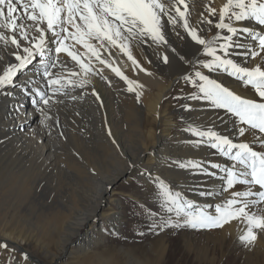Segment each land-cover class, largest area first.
<instances>
[{"label": "bare ground", "instance_id": "6f19581e", "mask_svg": "<svg viewBox=\"0 0 264 264\" xmlns=\"http://www.w3.org/2000/svg\"><path fill=\"white\" fill-rule=\"evenodd\" d=\"M174 2L178 3V0ZM184 2L186 10L183 4L178 6L186 11L189 24L199 29L209 27L202 25V14L203 18L213 19L208 9L216 8L217 16L214 19L218 21L219 10L227 0ZM248 23L238 22L234 26L240 27ZM166 30V38L171 47L132 46L131 54L139 67L133 65L118 48L110 49L111 55L103 53V57L113 67L137 85L134 92L128 91L127 83L110 67L93 59L90 67L99 74L90 76V82L83 88H72L66 96L57 94L53 99V107L46 110L49 119L45 118V113L37 109L32 103V97L21 88H16L13 95L0 94V210L5 208L27 218L36 226L35 229L39 228V224L48 222L58 232L55 240L58 251L60 248L64 250L63 247L71 243L72 237L82 235V226L90 222V230L82 235L77 246L81 253L80 264L91 259L89 257H92L95 249L107 239L109 231L104 224L101 227L98 225L100 218L104 223L107 222L110 231L120 230L121 222H116L122 221V213L114 209L108 211L106 195L111 185L126 171L133 169V165L151 173V177L146 174L145 183L148 191L156 198L154 202L158 203L152 179L154 177H160L176 190L183 191L188 198L199 202H210L213 198L200 197L198 191L220 186L215 177L180 169L172 164L174 160L188 159L222 162L223 158L214 155V150L204 146L197 149L188 143L195 138L184 129L189 124L204 127L212 124L217 131L229 135L232 134V124L223 110L212 109L204 102L188 100L186 97L194 90L184 96L180 92L176 93L186 89L187 85L181 81L187 74L185 69L188 65L180 59L174 64L172 57H178L179 54L196 59L194 54L199 46H194V42L190 41L179 24L175 30L172 25H166ZM0 31L11 35L6 29ZM216 32L212 27L211 31H205L201 35L210 39ZM76 47L80 52L84 51L81 46ZM172 48H175V52ZM15 51L14 46H5L0 42V75L11 62H15ZM165 55L169 58L168 63L163 60ZM200 55H203L202 50ZM59 58L65 62V67L61 68L58 63L52 69L54 73L59 71L67 76L68 71L79 72V67L66 53L59 54ZM232 58L243 64L242 56L234 55ZM84 62L89 63L87 59ZM257 62L258 58L247 66L253 67ZM35 67L39 68V65L36 64ZM204 71L209 74L207 70ZM209 75L218 77L219 82L237 94L259 100L251 86H245L223 72ZM30 76L31 72L25 73L17 82L27 81L29 87L41 82L39 75L28 79ZM56 99L62 102L55 103ZM170 100L177 104L176 109L169 104ZM185 104L191 106V111L182 107ZM221 118H224L223 121ZM85 134H90L96 142L97 157L83 147L81 141L86 137ZM232 138L236 142L245 139L235 135ZM247 140L251 141L252 137L247 136ZM252 146L254 150H261L259 144ZM146 155L148 160L145 162ZM50 192H53V199L47 200L45 196ZM113 200L116 204L123 202L118 197ZM151 209L157 210L153 206ZM7 224L1 222L0 227V244L8 245L7 249L0 247V264H10L7 262L9 259L13 261L11 264H58L57 261L63 259L47 245L44 256L48 262L45 263L26 247L30 237L20 229L6 227ZM148 229L147 227L146 230ZM245 229L246 225L237 220L211 230L186 227L169 233L166 229L155 234L160 238V243H152L141 257L145 258L146 264H159V261H155V254L159 259L169 257L175 264H186L185 258L192 260L193 257L200 263V260H205L208 264L223 262L224 258L233 263L246 259L250 264H264V231L254 230L257 239L252 245L246 246L238 240ZM128 234L124 231L116 239L118 242H112V246L118 247V243L124 241L121 248L130 253L132 263L143 264L136 255L151 238L146 231L142 237L139 236L140 233L134 236ZM24 254L27 255V260L24 259ZM62 254L67 253L64 251ZM109 260V264H119V261H114L113 256ZM131 261L128 263L132 264Z\"/></svg>", "mask_w": 264, "mask_h": 264}, {"label": "snow or ice", "instance_id": "6c2138e0", "mask_svg": "<svg viewBox=\"0 0 264 264\" xmlns=\"http://www.w3.org/2000/svg\"><path fill=\"white\" fill-rule=\"evenodd\" d=\"M178 4L187 9L184 0L178 3L174 0H0V29L11 33L6 35L0 31V42L16 50L15 62L0 75V94L13 95L16 88H21L49 119L46 110L53 107L57 94L66 96L72 88H83L90 82V76L99 74L90 67L93 59L110 67L127 83L128 91L134 92L137 85L113 67L103 53L111 55L110 49L118 48L139 67L131 54L132 46L171 47L166 38V25H172L175 30L179 24L194 46H199L194 54L196 59L177 54L180 61L188 65L187 74L182 78L194 89L186 98L223 110L231 121L232 134H223L212 124L206 127L189 124L184 129L195 138L188 143L197 149L204 146L214 150L213 154L223 161L188 159L174 160L172 164L215 177L220 186L198 191L200 197L213 198L210 202H199L160 177L152 178L159 209L147 213L151 221L149 230L157 234L186 227L211 230L237 220L246 225L238 240L250 246L257 239L254 230L264 231V207H261L264 206V0H227L219 10L218 21L214 19L217 9L209 8L213 19L203 18L202 14V25L209 27L199 29L189 24L186 11ZM238 22L249 23L234 26ZM212 27L217 30L216 34L205 39L201 33L211 31ZM77 45L84 51L80 52ZM235 49L242 51L235 52ZM201 50L203 55H200ZM172 51L175 52V48ZM61 53L75 62L79 72L68 71L65 76L52 71L58 63L61 68L65 67V62L59 58ZM234 55L242 56L243 64L233 59ZM257 58L255 66H247ZM85 59L89 63H85ZM168 59L167 55L163 57L165 63ZM204 70L209 74L223 72L251 86L259 100L237 94ZM28 72L32 73L28 79L39 75L41 82L31 87L27 81L18 83L19 77ZM60 102L55 100V103ZM182 107L191 111L190 105ZM232 135L245 139L236 142ZM247 136L252 140L248 141ZM253 144H259L261 150H254ZM145 174L151 177V173H141ZM0 247L7 249L8 245L2 243ZM24 259L27 260L26 254Z\"/></svg>", "mask_w": 264, "mask_h": 264}, {"label": "rangeland", "instance_id": "374dc122", "mask_svg": "<svg viewBox=\"0 0 264 264\" xmlns=\"http://www.w3.org/2000/svg\"><path fill=\"white\" fill-rule=\"evenodd\" d=\"M177 58V59H175ZM173 63L179 62V57H172ZM176 60V61H175ZM181 83H185V80H182ZM186 89H183L181 91H178L176 93H182V96L189 93L191 90H194L190 84H186ZM175 93V94H176ZM169 104L172 105L173 109H176L177 104L173 103V100L169 101ZM85 138L81 141L83 147L91 151L95 157L98 156L97 152V144L94 141L93 137L90 136V134H85ZM87 140V141H86ZM90 141V142H89ZM87 145V146H86ZM94 148V149H93ZM148 160V155L145 157V162ZM127 161V160H126ZM155 162V161H154ZM129 163V162H127ZM146 173L145 169H140L138 167H133V169L126 171L121 177H119L110 187L109 192H107L106 195V203H107V209L108 211L111 209L119 210L122 213L123 219L122 221H117L116 223H119L121 228L120 230L116 231H110V228L108 229L107 222L104 223L102 218L98 220V225L101 227L103 224L105 228L109 231V234L107 236V239L104 244L99 245L93 252L92 257H89L91 259L84 261V264H109L110 260L109 258L113 256L114 261H119V264H129L128 262L131 261L129 259V254L127 251L123 250L121 246H124V241H120L118 243V247L112 246V242H118L116 239H118L120 236L124 234V231L128 232L129 235H136L138 233H143L146 231L148 233V237L151 238L150 240L146 241L145 244L141 247L139 252L136 256H138L139 260L144 264L146 262L144 257H141L143 253L148 250L149 246L153 243V245H157L160 242V238L155 236L156 233L151 232L147 227L149 228V225L151 221L148 218L147 213L149 211H158L159 209V203L154 202L156 198L153 197L152 193L148 191V186L145 183L146 182V174L144 176L141 175V173ZM53 185V184H52ZM52 189L54 190V185L52 186ZM153 191V190H150ZM149 192V194H148ZM151 194V195H150ZM53 192H50L45 197L47 200H51ZM48 196V197H47ZM114 197H118L123 202L120 204H116V202L113 200ZM154 199H153V198ZM153 202H152V201ZM151 206L157 208V210H152ZM0 210V227H2V223H8L6 227H13L16 230H19L21 232H24L27 237L29 236V242L26 244V247L37 257L42 258V260L47 263L48 260L45 259V249L46 246L50 245V248H52L54 251L58 252L62 256L57 261L58 264H80L81 261L79 260V255L81 254L77 250V246L80 244V238L82 235L85 234V232L90 230V222H86L81 230L80 234L82 235H76L72 237L71 243L67 244L63 247L64 250L60 248H56L55 246V240L58 238V232L57 230L51 228L49 226L48 222L39 224V228L35 229L36 226L32 224V222L25 217H20L19 215L14 214L13 211H7L5 208H1ZM7 211V212H5ZM121 216V214H120ZM2 218V219H1ZM26 223V224H25ZM1 229V228H0ZM22 229V230H21ZM169 233H172L173 230L168 229ZM138 236V235H137ZM142 237L143 235H139ZM108 241V242H107ZM72 242H75L74 245H72ZM169 244V243H168ZM106 245V246H105ZM151 250V249H150ZM66 251V255L62 254ZM172 250H170L171 252ZM157 253V252H156ZM81 256V255H80ZM157 256L158 258H156ZM154 259L155 261L162 262L161 264H175L174 261H170L169 257H164L162 259H159V256L155 254ZM61 260V261H60ZM186 264H208L209 262H204L205 260L197 261L195 257L193 259L189 260L185 258ZM190 261V262H189ZM245 261V262H244ZM8 263H13L11 259L7 261ZM196 262V263H195ZM221 262V263H220ZM132 263V261H131ZM232 264L233 262L227 261L224 258V261H218L215 262V264ZM250 264V262L246 261V259H241L234 262L233 264ZM133 264V263H132ZM146 264V263H145Z\"/></svg>", "mask_w": 264, "mask_h": 264}]
</instances>
